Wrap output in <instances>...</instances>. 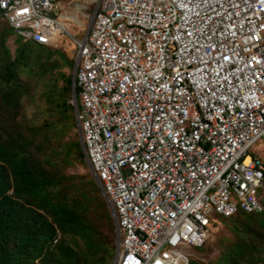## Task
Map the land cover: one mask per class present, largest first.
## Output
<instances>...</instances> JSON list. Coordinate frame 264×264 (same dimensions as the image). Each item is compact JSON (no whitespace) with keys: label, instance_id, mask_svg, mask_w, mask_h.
Segmentation results:
<instances>
[{"label":"built area","instance_id":"obj_1","mask_svg":"<svg viewBox=\"0 0 264 264\" xmlns=\"http://www.w3.org/2000/svg\"><path fill=\"white\" fill-rule=\"evenodd\" d=\"M73 1L0 10L17 36L49 46L70 35L62 11ZM91 4L86 36L71 35L74 105L117 214L118 264H189L217 217L263 212L264 163L250 151L264 143V0H96L80 11Z\"/></svg>","mask_w":264,"mask_h":264},{"label":"trees","instance_id":"obj_2","mask_svg":"<svg viewBox=\"0 0 264 264\" xmlns=\"http://www.w3.org/2000/svg\"><path fill=\"white\" fill-rule=\"evenodd\" d=\"M0 15L4 16L1 10ZM19 43L14 59L7 46L0 55V87L5 90L3 100L12 107L18 105L24 93L21 68L34 65L45 72L49 66H58L57 58L74 67L78 50L76 43L67 35L49 46L24 41L23 38ZM38 50L47 57L43 58ZM55 56L57 58L51 62ZM71 90L69 79L66 93ZM60 106L65 116L63 119H74V105L65 99ZM31 144L23 135H0V264H114L118 226L108 200L104 201L101 196L103 191L97 185L98 181L91 178L79 184L72 192L78 193L77 196L65 193L56 176L41 166L31 164ZM76 146L77 156L86 160L82 145L80 147L77 142ZM263 197L260 195L262 207ZM94 205L97 206L92 212ZM262 213L248 215L240 212L232 218L217 217L211 232L218 230L220 219L233 220ZM102 223L106 226V235ZM60 234L84 244V251L78 245L67 244ZM250 250L248 243L236 245L234 250L224 254L219 264H242ZM260 260L254 258L252 264H260Z\"/></svg>","mask_w":264,"mask_h":264},{"label":"rangeland","instance_id":"obj_3","mask_svg":"<svg viewBox=\"0 0 264 264\" xmlns=\"http://www.w3.org/2000/svg\"><path fill=\"white\" fill-rule=\"evenodd\" d=\"M87 1L75 0L69 2L67 7L70 13L67 14V18L69 16L73 19L77 4H90ZM62 12L66 13L64 10ZM94 13L95 6L91 4L87 10L77 13L81 22L77 23L64 18L63 22L70 34L67 36L69 38L72 36L78 39L84 38L92 23ZM83 14L85 16H82ZM3 40L4 43H2ZM20 40L21 38L12 32L7 19L0 15V55L3 48L7 46L11 57L14 59L20 46ZM38 54L42 55L43 58L47 57L45 53H40L39 50ZM55 58L57 57L52 58L51 62ZM56 60L58 66H49L45 72L34 65L21 68L20 79L24 93L15 107L6 104L3 100L5 90L0 87V135L13 137L23 135L29 139L32 142L29 146L31 164L35 167L41 166L46 172L56 176L60 188L64 189L65 193L77 196L78 193H72L75 187H78L84 181L88 182L91 178H94L96 182L97 180L86 160L76 154V143L78 142L80 147L82 145L79 124L75 118L77 113H73L74 119H63L65 116L62 114V107L60 106L65 99L74 105L75 64L74 67H70L65 65L60 58ZM69 79L72 82V90L67 94ZM250 154L260 158L264 163V143L259 142L256 144ZM101 196L104 201H107L103 193ZM96 206H93L92 212L95 211ZM103 213L105 212L103 211ZM219 223L218 230L211 234L210 239L202 249H188V253L191 254V262L196 264H219L224 254L234 250L236 245L248 243L251 250L242 264H252L254 258H261L260 264H264V211L258 216H240L233 220L220 219ZM102 225L106 235V226L103 223ZM60 238L67 244L78 245L83 251L85 249L84 244L74 239H69L62 234H60ZM116 246L117 252L114 264H116L122 248L119 236L117 237Z\"/></svg>","mask_w":264,"mask_h":264},{"label":"water","instance_id":"obj_4","mask_svg":"<svg viewBox=\"0 0 264 264\" xmlns=\"http://www.w3.org/2000/svg\"><path fill=\"white\" fill-rule=\"evenodd\" d=\"M75 98H76V89H75V85H74V83H73V99H74V103H75ZM76 113H77V111H76ZM79 131H80V140H81V144H82V146H83V139H82V134H81L80 126H79ZM83 148H84V147H83ZM87 163H88V166H89V168H90L92 174L95 175V177H96V179H97V181H98V184H99L100 187H101L100 181H99V179H98L96 173H94V171H93V169H92L90 163L88 162V160H87ZM101 189H102V187H101ZM102 191H103V190H102ZM103 193H104V191H103ZM104 195H105L106 199L108 200V202H109V204H110V206H111L112 212H113V214H114V217H115V219H116L117 226H118V236H119V240H120V243H121V233H120V228H119V224H118V218H117L116 211H115V209H114V207H113L111 201H110L109 198L107 197V195H106L105 193H104ZM118 260H119V257H118ZM118 260H117L116 264H118Z\"/></svg>","mask_w":264,"mask_h":264},{"label":"bare ground","instance_id":"obj_5","mask_svg":"<svg viewBox=\"0 0 264 264\" xmlns=\"http://www.w3.org/2000/svg\"><path fill=\"white\" fill-rule=\"evenodd\" d=\"M89 1V0H88ZM87 1V2H88ZM96 0H90L89 2H91V3H94ZM83 9V5L82 4H78L77 5V9L75 10V12H74V18L72 19V18H70L69 16H68V18H67V15L65 14V16H64V18H67L69 21L70 20H72V21H76L77 23H79V22H81V20L78 18V16H77V13L78 12H81L80 10H82ZM84 15V14H83ZM85 16V15H84ZM63 18V19H64ZM83 18V17H82ZM65 20V19H64Z\"/></svg>","mask_w":264,"mask_h":264},{"label":"crops","instance_id":"obj_6","mask_svg":"<svg viewBox=\"0 0 264 264\" xmlns=\"http://www.w3.org/2000/svg\"><path fill=\"white\" fill-rule=\"evenodd\" d=\"M67 5H68V3L67 4H65V11H66V15L68 14V13H70V12H68V7H67ZM82 16H84V15H82Z\"/></svg>","mask_w":264,"mask_h":264}]
</instances>
